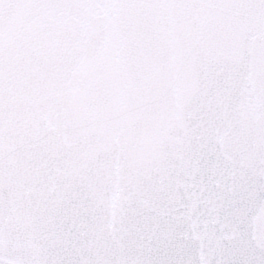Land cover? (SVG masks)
I'll return each instance as SVG.
<instances>
[{
    "label": "snow or ice",
    "instance_id": "obj_1",
    "mask_svg": "<svg viewBox=\"0 0 264 264\" xmlns=\"http://www.w3.org/2000/svg\"><path fill=\"white\" fill-rule=\"evenodd\" d=\"M0 264H264V0H0Z\"/></svg>",
    "mask_w": 264,
    "mask_h": 264
}]
</instances>
